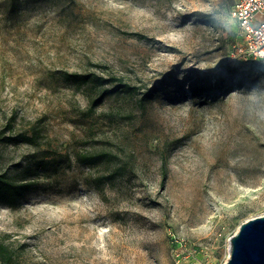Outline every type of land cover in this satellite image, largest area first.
Listing matches in <instances>:
<instances>
[{"label":"rangeland","instance_id":"1","mask_svg":"<svg viewBox=\"0 0 264 264\" xmlns=\"http://www.w3.org/2000/svg\"><path fill=\"white\" fill-rule=\"evenodd\" d=\"M234 1L0 0V128L37 135L0 142V172L36 180L0 201L19 264L225 262L264 214V68L232 57ZM71 72L136 91L90 110L96 88ZM101 150L109 161L76 159Z\"/></svg>","mask_w":264,"mask_h":264},{"label":"trees","instance_id":"2","mask_svg":"<svg viewBox=\"0 0 264 264\" xmlns=\"http://www.w3.org/2000/svg\"><path fill=\"white\" fill-rule=\"evenodd\" d=\"M67 77L73 82L83 85H91L96 88L97 93L91 96L89 109L93 110L105 97L112 95L133 94L136 87L122 78L108 74L107 77H100L94 75L92 72H71ZM106 85V86H105ZM210 80L203 86L204 90H211L213 88ZM156 90L149 89L143 93L140 98L141 101L150 99ZM14 119L9 118L4 120L3 126L0 128V142L5 141L8 143L26 142L29 144L35 143L37 135L35 132L22 133V130H15L13 127ZM7 133V134H5ZM109 152L101 150L100 152H89L79 154L76 159L82 164L91 166L101 161H109ZM47 165V160L44 157L36 158L33 162L25 164V171L30 173H38L44 171ZM166 175L165 169H162V178ZM35 178L19 177L12 178L5 172H0V201L8 206L16 205L22 196L35 189ZM0 263L1 264H19L18 257L12 247L0 240Z\"/></svg>","mask_w":264,"mask_h":264},{"label":"built area","instance_id":"3","mask_svg":"<svg viewBox=\"0 0 264 264\" xmlns=\"http://www.w3.org/2000/svg\"><path fill=\"white\" fill-rule=\"evenodd\" d=\"M231 14L241 37L232 45V57L258 62L264 68V0H235Z\"/></svg>","mask_w":264,"mask_h":264},{"label":"water","instance_id":"4","mask_svg":"<svg viewBox=\"0 0 264 264\" xmlns=\"http://www.w3.org/2000/svg\"><path fill=\"white\" fill-rule=\"evenodd\" d=\"M223 264H264V214L243 221L229 237Z\"/></svg>","mask_w":264,"mask_h":264},{"label":"bare ground","instance_id":"5","mask_svg":"<svg viewBox=\"0 0 264 264\" xmlns=\"http://www.w3.org/2000/svg\"><path fill=\"white\" fill-rule=\"evenodd\" d=\"M228 256H229V253H228Z\"/></svg>","mask_w":264,"mask_h":264}]
</instances>
